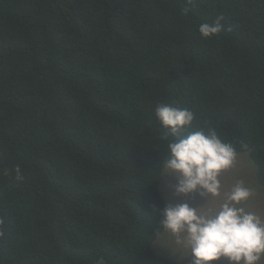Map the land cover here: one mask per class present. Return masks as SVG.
Wrapping results in <instances>:
<instances>
[{"label":"trees","instance_id":"16d2710c","mask_svg":"<svg viewBox=\"0 0 264 264\" xmlns=\"http://www.w3.org/2000/svg\"><path fill=\"white\" fill-rule=\"evenodd\" d=\"M160 104L264 187V0H0V264H176L152 249Z\"/></svg>","mask_w":264,"mask_h":264},{"label":"clouds","instance_id":"9594fccd","mask_svg":"<svg viewBox=\"0 0 264 264\" xmlns=\"http://www.w3.org/2000/svg\"><path fill=\"white\" fill-rule=\"evenodd\" d=\"M187 2L192 4L195 0ZM223 19L219 16L211 24H200L199 33L204 38L218 35L224 28ZM155 116L165 130L163 139L167 140L159 178H173L175 182L168 187L174 197L198 196L202 201L193 206L184 199L159 209L155 213V236H166V248L172 252L175 250L180 256L187 252L185 257L190 258L191 264H212L222 258L228 264H261L264 216L246 207L254 195L253 189L243 180H236L222 191V174L237 163L236 148L222 140L214 128L185 133L194 121V113L187 108L160 104ZM169 136L174 139H168ZM15 172L16 180H21L18 166ZM98 264H104L103 258Z\"/></svg>","mask_w":264,"mask_h":264},{"label":"rangeland","instance_id":"374dc122","mask_svg":"<svg viewBox=\"0 0 264 264\" xmlns=\"http://www.w3.org/2000/svg\"><path fill=\"white\" fill-rule=\"evenodd\" d=\"M256 166L252 163L250 158L246 153H238L237 163L236 165L230 169L229 171L222 174V183L225 185L224 190H227L231 184H233L236 180H243L245 184L251 187L254 191V195L247 202L246 207L251 211H256L261 216H264V187L261 186L256 180ZM175 181L169 175L163 176L160 179L159 190L163 196L165 205L170 197H173L169 203H177L182 202L184 199H187L188 202L192 203L193 206H196L202 201L200 198H176L173 196L171 190L168 185L174 183ZM169 194H171L169 196ZM219 199V198H217ZM167 247V237L159 236L152 244V249L164 256H168V258L172 259L176 264L179 262L180 264H191L190 258L185 257L188 255L187 252H183L180 254L176 253L175 250L173 252ZM212 264H228L225 259H221L219 261H214ZM261 264H264V260L261 261Z\"/></svg>","mask_w":264,"mask_h":264}]
</instances>
